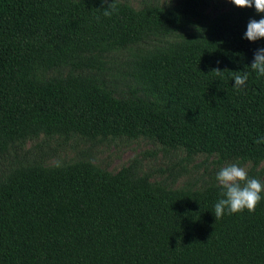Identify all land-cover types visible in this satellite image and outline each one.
<instances>
[{
    "label": "trees",
    "instance_id": "16d2710c",
    "mask_svg": "<svg viewBox=\"0 0 264 264\" xmlns=\"http://www.w3.org/2000/svg\"><path fill=\"white\" fill-rule=\"evenodd\" d=\"M111 2L0 0V153L38 134L142 135L264 168V144L255 142L264 137V76L248 68L264 40L243 38L249 19L264 14L232 4L233 13L210 19L198 0H186L140 10L115 2L105 17ZM205 20L139 57L136 76L149 99L116 98L73 73L102 70L106 53ZM59 67L70 72L37 75ZM237 71L249 72L239 90ZM220 191L171 190L87 161L19 167L0 181V264H264V199L253 213L215 220Z\"/></svg>",
    "mask_w": 264,
    "mask_h": 264
},
{
    "label": "rangeland",
    "instance_id": "374dc122",
    "mask_svg": "<svg viewBox=\"0 0 264 264\" xmlns=\"http://www.w3.org/2000/svg\"><path fill=\"white\" fill-rule=\"evenodd\" d=\"M79 1V0H73ZM112 1V0H103ZM186 0H114L134 10L153 6L163 9L182 7ZM197 9L208 18L235 11L230 0H198ZM205 21L187 25L169 35L149 37L137 44L124 46L104 54L102 70L74 71L95 78L116 98L149 99L145 96L136 76V62L147 51L164 49L193 34ZM67 67L39 70L40 79L64 77ZM87 161L101 170L115 174L128 168L132 178L146 176L148 181L171 190L190 188L201 190L218 185L215 176L221 167L239 162L248 168L250 178L264 183L263 164L236 157L220 158L217 154H188L182 148L166 147L142 135L115 136L86 139L76 134L67 136L44 135L17 141L0 153V181L14 169L39 165L50 167Z\"/></svg>",
    "mask_w": 264,
    "mask_h": 264
},
{
    "label": "clouds",
    "instance_id": "9594fccd",
    "mask_svg": "<svg viewBox=\"0 0 264 264\" xmlns=\"http://www.w3.org/2000/svg\"><path fill=\"white\" fill-rule=\"evenodd\" d=\"M230 2L237 8L254 7L256 13L264 14V0H230ZM102 12L105 17H111L115 14L117 8L114 0L103 8ZM243 38L249 42L264 40V16L259 20L249 19ZM248 68L256 73L257 78L264 76V48L255 51L253 61ZM210 72L219 76L224 71L213 69ZM248 78L249 72L247 71L233 72V87L237 90L242 89ZM255 142L264 144V137L258 138ZM56 166L59 167L60 165L57 164ZM215 180L221 189L219 198L214 205L215 220L222 218L226 212L229 215L245 210L253 213L257 205L264 199V183L256 178H250L248 168L239 162L229 163L221 167L215 176Z\"/></svg>",
    "mask_w": 264,
    "mask_h": 264
}]
</instances>
